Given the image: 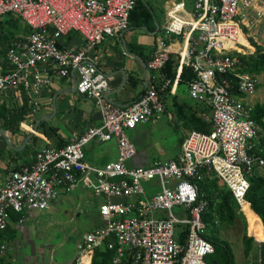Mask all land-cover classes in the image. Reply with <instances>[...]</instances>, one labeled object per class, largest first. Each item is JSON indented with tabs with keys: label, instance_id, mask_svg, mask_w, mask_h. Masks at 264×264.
<instances>
[{
	"label": "built area",
	"instance_id": "1",
	"mask_svg": "<svg viewBox=\"0 0 264 264\" xmlns=\"http://www.w3.org/2000/svg\"><path fill=\"white\" fill-rule=\"evenodd\" d=\"M136 2L0 0V18L10 14L29 28L6 50L0 99L22 93L32 115L57 79L74 77L76 92L92 99L101 114L99 125L63 146L39 149L31 164L7 172L0 186V233L52 207L60 192L82 186L102 198L100 225L81 236L78 257L69 264H87L101 248L113 252L112 264H208L214 246L206 238L202 214L208 202L199 196L197 181L205 171L213 173L241 211L244 204L251 207L246 199L250 179L264 178V156L254 150L260 126L245 102L256 92L257 80L240 70V56L251 49L248 31L264 18V0H194L186 16L184 2L168 11L169 23L155 40L147 69L161 75L172 52L165 39H181L171 91L183 67L189 68L194 78L187 82L188 96L203 106L200 117L211 129L189 131L176 159L147 167L129 166L136 147L127 130L161 118L165 107L160 90L151 86L128 106L115 105L105 98L106 75L89 55L105 39L129 29ZM76 34L80 47L67 40ZM168 85L164 80L161 90ZM30 133L36 134V128ZM111 141L116 161L102 167L86 161L88 145ZM6 249L0 240V261Z\"/></svg>",
	"mask_w": 264,
	"mask_h": 264
},
{
	"label": "crops",
	"instance_id": "2",
	"mask_svg": "<svg viewBox=\"0 0 264 264\" xmlns=\"http://www.w3.org/2000/svg\"><path fill=\"white\" fill-rule=\"evenodd\" d=\"M179 2H184V14L186 16L192 10L194 0L146 1V7L152 17L149 23L146 22L141 26L130 23L129 29L121 36L105 39L90 52L89 55L93 64L108 79L109 88L105 93L107 100L118 106H128L139 98L147 88L153 86L160 90L165 107L164 114L168 115L171 120L177 119V115L186 119L191 112L193 113L199 109L201 104L194 102L188 96L187 82L177 84L174 93L171 91L172 84L162 91L163 76L147 69V63L155 47V40L163 35L164 28L169 23L170 19L167 13L174 4ZM134 27L137 30L133 31L132 28ZM69 41L79 47L82 46V40L77 39L76 35H73ZM165 41L170 45L172 50L170 56L177 69L181 39L171 36L166 38ZM75 85L76 79L74 77L57 79L53 89L45 93L40 100L41 106L32 115L29 111L23 120L16 125L6 123V119L0 115V131L3 133H0V186L3 185L8 171L31 164L35 153L39 149L47 146H63L72 137L81 135L88 127L100 124L101 114L94 101L79 95L76 92ZM257 91L258 87L254 95L251 96L252 103L246 102L252 109L255 106L264 107V92L259 94ZM24 101L25 96L22 93L10 92L0 99V108L4 107L14 112L24 106ZM198 114L200 115V113ZM160 119L139 124L127 130L129 139L136 147V153L129 162L130 167H147L155 161H162L159 155L165 148L157 144L153 151H149L147 146L148 143H152L151 141L155 137L159 136L163 139L168 134V132H161L164 127L159 123ZM178 124L176 123L177 126ZM262 124H264V117ZM31 127L36 128V134L30 133ZM186 134L184 133L179 139V145H181ZM30 135L32 136L28 139ZM263 143L264 140H259V138L254 142V150L261 156H264ZM117 154L114 141L92 143L85 149L86 161L97 167L116 161ZM178 155L169 160L176 159ZM241 212L247 216L242 210ZM94 217L99 221L98 213ZM98 226L97 224L95 228ZM9 228H16V226L11 225ZM80 238L81 236L78 237L77 243ZM99 250L103 252L105 249L101 248ZM76 252L77 254L70 258L66 264L75 262L78 257L77 249ZM93 256L94 254L85 262L91 264Z\"/></svg>",
	"mask_w": 264,
	"mask_h": 264
},
{
	"label": "rangeland",
	"instance_id": "3",
	"mask_svg": "<svg viewBox=\"0 0 264 264\" xmlns=\"http://www.w3.org/2000/svg\"><path fill=\"white\" fill-rule=\"evenodd\" d=\"M148 0H140V5L135 11L134 22L145 19V14H151L145 6ZM16 18V17H14ZM5 21L7 17H1ZM18 19V18H17ZM20 28L15 32L11 26H0V34L9 31L22 32L24 24L18 19ZM137 30L136 27L132 28ZM145 33L147 31H144ZM250 47L247 53H253L254 46L261 47L264 52V18L248 31ZM79 39V35L76 34ZM4 43H0V70L4 62ZM248 55V56H249ZM257 80L259 94L264 92V72L254 75ZM252 97L245 99V102L252 103ZM250 103V104H251ZM40 115V114H39ZM184 117L177 115V119L171 120L168 115L163 114L159 123L164 127L161 132H168L163 139L159 136L148 143V150L153 151L157 144L165 149L159 155L163 160L176 157L180 151L179 139L184 133L192 129L186 125ZM188 119V116H187ZM176 123H179L178 126ZM139 125V124H138ZM141 125V124H140ZM258 134L259 140H264V124L260 125ZM264 145V143H263ZM216 178V177H215ZM220 186L223 184L218 180ZM102 204L101 197L95 196L90 190L82 186H77L69 192H60L55 204L40 212H34L29 216L25 223L14 228L16 237L14 239L5 238L2 242L7 246L5 256L0 264H66L70 258L77 254L76 243L78 237L94 229L100 221L95 219L98 208ZM178 212V209H175ZM248 216L244 215L239 207L235 209V216L232 222L224 221L216 225L217 238L226 244L234 257V264H259L260 263V244L264 242V228L261 220L255 221L254 230L250 227ZM256 229L260 235L256 234ZM251 237V249L248 255L244 252L245 238ZM259 251V252H258Z\"/></svg>",
	"mask_w": 264,
	"mask_h": 264
},
{
	"label": "trees",
	"instance_id": "4",
	"mask_svg": "<svg viewBox=\"0 0 264 264\" xmlns=\"http://www.w3.org/2000/svg\"><path fill=\"white\" fill-rule=\"evenodd\" d=\"M140 5V0H137L135 8L130 15L129 23L135 24L136 26H141L146 22L149 23L152 20L151 14L146 13L145 19H142L139 22H134L135 11L137 7ZM146 6V5H145ZM7 17L5 21H1L0 26L9 25L15 32L19 30L20 25L18 24L17 17L7 14L2 16ZM20 20V19H19ZM22 32H29V28L26 26L21 29ZM15 32L9 31L0 34V43H4V49L1 51L4 54V62L2 63V71L6 69V61H5V53L8 46L14 40L17 35ZM73 35H69L68 40ZM254 46V51L251 55H241L240 61L241 66L240 70L242 72L249 73L251 75H258L264 72V52L261 47L256 45ZM161 75L163 79L169 81V85L175 79L176 76V68L175 62L172 60L170 56L169 60L163 67L161 71ZM194 78V73L187 67H183L182 72L180 74L178 84L182 82H189ZM233 81V78H230ZM178 86V85H177ZM234 92H236L234 90ZM24 106L16 110L14 112L9 111L8 109L2 107L0 108V115H2L6 120V123H12L16 125L18 122L23 120L24 116L28 114L30 108L27 103V99L25 98ZM204 111L203 106L199 105V109L195 112H191L188 115V119L186 117V125L190 127L192 130L198 132H209L211 126L209 123L204 122L198 113ZM264 117V107L255 106L253 111L251 112V119L258 124H262V119ZM183 140V139H182ZM62 146V145H61ZM197 188L200 197H203L207 200L208 206L206 210L202 214V220L206 225V238L211 241L214 246V252L208 256L207 263L208 264H234V257L230 250V248L219 241L217 238L216 225L219 222H232L235 216V209L238 208V205L234 201L232 194L226 188L225 185L220 186L218 183V179L215 178L214 174L205 171L204 176L200 181H197ZM246 199L250 202L251 208L248 210L242 209L243 212L247 214L250 220V227L254 230L255 221L259 218L262 222L264 228V178L258 175H254L250 179V188L247 193ZM13 220H17V216L13 214ZM256 234L260 235L259 231L256 229ZM258 235V236H259ZM261 236V235H260ZM16 237V230L14 228H8L5 232L0 233V240L5 238L14 239ZM245 247L244 252L246 255L250 252L251 249V237L245 238ZM260 263L264 264V242L260 244ZM113 252L105 249L103 252L97 249L94 252V256L92 258L91 264H112Z\"/></svg>",
	"mask_w": 264,
	"mask_h": 264
},
{
	"label": "bare ground",
	"instance_id": "5",
	"mask_svg": "<svg viewBox=\"0 0 264 264\" xmlns=\"http://www.w3.org/2000/svg\"><path fill=\"white\" fill-rule=\"evenodd\" d=\"M241 41L244 42V43H246V41L244 40V38ZM242 209L248 210L249 209V206L247 204H244V206H243Z\"/></svg>",
	"mask_w": 264,
	"mask_h": 264
},
{
	"label": "water",
	"instance_id": "6",
	"mask_svg": "<svg viewBox=\"0 0 264 264\" xmlns=\"http://www.w3.org/2000/svg\"><path fill=\"white\" fill-rule=\"evenodd\" d=\"M75 87L77 88V85H75ZM0 133L3 134L2 131H0ZM31 136H32V135H30V136L28 137V139H29Z\"/></svg>",
	"mask_w": 264,
	"mask_h": 264
}]
</instances>
